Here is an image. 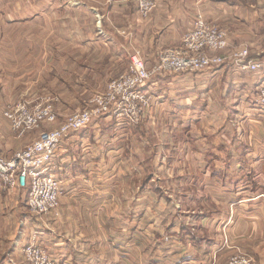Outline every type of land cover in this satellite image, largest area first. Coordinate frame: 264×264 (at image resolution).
Listing matches in <instances>:
<instances>
[{
	"label": "rangeland",
	"instance_id": "obj_1",
	"mask_svg": "<svg viewBox=\"0 0 264 264\" xmlns=\"http://www.w3.org/2000/svg\"><path fill=\"white\" fill-rule=\"evenodd\" d=\"M23 1L30 0L18 1L26 12ZM51 1L56 5L48 12L52 19L56 17V24L45 23L42 17L5 24L3 16H16L13 9H7L13 3L1 0L0 158L6 163L35 142L40 132L57 128L65 116L82 110L125 73L133 53L140 52L133 36L136 28L119 19L114 27L110 16L103 21L95 10L101 1ZM60 3H82L92 15L86 10L84 17L57 11ZM106 7H98L105 16ZM95 27L99 35L105 32L114 42L115 59L110 60L103 46L106 42L98 41ZM63 34L68 39L65 44L60 40ZM85 38L88 44L83 46ZM247 40L229 46L228 53L244 46L251 60L264 65V41ZM159 55L148 57L140 52L148 68ZM101 58L100 72L95 73V63ZM74 61L87 67L61 70V66L73 68L69 64ZM219 67L155 76L145 87L148 104L139 105L138 113L108 114L87 127L95 129V147L88 151L91 156L85 170L89 178L81 181L92 195L88 196L93 203L89 212L75 203L74 208L62 210L59 202L56 211L38 216L26 205L27 189L10 187L0 177V260L48 264L49 259L50 264H57L49 244L61 245L70 238L79 239L70 264L75 259L79 264H225L238 255L257 264L252 254L263 249L264 256V238L256 240L257 231H264V200L259 211L252 206L254 211L247 214V201L236 204L235 197L243 193L235 190L249 181L248 172L240 169V160L246 159L261 174L248 186L257 187L254 195L264 194V110L254 103L256 88L264 83V66L256 73L229 62ZM71 74L82 89L69 87L74 85ZM62 77L67 88L59 80ZM74 97L83 103L81 107L70 104L71 109L65 108L64 101ZM17 103L28 108L50 105L57 122L19 136L2 114L8 105ZM94 158L95 168L90 166ZM239 178L247 179L242 184ZM185 232L201 239L204 248L177 243ZM32 243L44 254L26 253ZM206 243L212 244L207 246L208 255Z\"/></svg>",
	"mask_w": 264,
	"mask_h": 264
},
{
	"label": "built area",
	"instance_id": "obj_2",
	"mask_svg": "<svg viewBox=\"0 0 264 264\" xmlns=\"http://www.w3.org/2000/svg\"><path fill=\"white\" fill-rule=\"evenodd\" d=\"M154 8L155 0H137L138 18L147 19ZM99 21L100 19L97 22ZM229 46L227 31L197 14L191 29L181 37L179 45L164 49L152 68H148L140 52L135 51L126 72L112 80L102 93L94 95L82 110L65 116L57 128L40 132L38 139L24 151L14 155L10 163L0 158L2 183L10 187L26 188V205L38 216L56 211L64 188L63 181L54 172L53 159L59 144L65 138L95 124V119L101 116L138 113L139 105L148 104L145 87L155 76L168 72H197L219 67L225 62L250 73H256L262 68L261 63L249 58L247 47L240 46L228 53ZM254 103L264 110V83L256 88ZM3 115L9 122L11 131L19 136L41 125H53L57 122V115L50 105L28 108L23 103H17L8 105ZM26 253L31 256L44 254L34 243L29 245ZM47 261L48 264L51 263L49 259ZM225 264L256 263L249 257L238 255Z\"/></svg>",
	"mask_w": 264,
	"mask_h": 264
},
{
	"label": "crops",
	"instance_id": "obj_3",
	"mask_svg": "<svg viewBox=\"0 0 264 264\" xmlns=\"http://www.w3.org/2000/svg\"><path fill=\"white\" fill-rule=\"evenodd\" d=\"M18 1L19 0L17 1L10 0V2L13 3V7H7V9L8 8L13 9L16 18L15 19L11 18V16L13 15L12 12H11L12 13L11 16L8 15L9 17L3 16L5 24H10L15 20L27 21L31 19L34 20L40 17L45 19V23H54V24L57 23L56 17L55 19H52L51 15L49 16L50 13L48 12L50 8H53L56 5L53 1L51 0H30L27 2L23 1L25 4L24 8L26 9V12L20 9L21 7H19ZM97 1H101V3H98ZM97 1L95 0V2L98 3L100 7H102V5H107L106 7L108 11L107 16H105L103 13L100 12L102 9L98 8L99 6L95 8V10L98 11V13H100V15L103 16V21L105 19H107L108 21L111 19V21H113L111 22V25L114 26L116 24L115 23L116 19H119V21L124 22V25L127 26L130 25L132 28H136V32L133 34L134 40L136 39L138 46L140 48V52L148 57H152L156 54L159 55L160 50L164 47L167 48L175 45L178 46L181 37L191 29L193 19L197 14H201L207 22L213 23L219 28L226 30L229 34L230 46L231 45L234 46L239 43H244L243 41H248L247 40L248 38L258 41L257 43H259V41L262 42L264 41V0H155V8L153 9L149 17L145 19V21L139 20L138 18L136 0H97ZM57 6H58L57 11L69 10L70 13L71 12L74 14L78 13L79 15H81V17H84V15H86L84 13V10H86L85 12L89 14V17L90 15H92L91 13L92 10L89 8V6L87 7L82 3H79L77 5L70 3L66 5L65 3H60V5ZM1 7H3V5H1V0H0V8ZM61 20H63L62 24L66 23L64 21V18ZM0 24H2L1 21ZM96 28L97 27H95V34H97L99 31L98 28L97 29ZM121 33H123V31ZM97 35L96 36L98 37V41L102 40L103 42L104 41L106 42V44H104L103 46L107 50V54L108 55L111 54L110 60L115 59L116 53L114 49L115 47L114 42L111 40V38H109L108 34L105 32H103L100 35L98 33ZM129 35H130L129 39H131V34ZM68 38L70 39V37ZM60 40L63 42V44L67 43L68 41V39L64 34L61 35ZM83 40L85 41L87 39L85 38ZM80 44L82 45V42H80ZM85 44H88L87 41L83 43V46ZM130 44H132V42H130ZM145 48L146 50H148V53H145L147 52L146 50H144ZM255 48L259 49L260 47L256 46ZM2 53L3 52L0 49V56ZM262 57H264V54ZM257 61L260 62V60ZM98 62L97 64L95 63V73L98 71L100 72V70H98L97 68L99 65H101L100 63L102 62V58L101 60H98ZM260 63L262 64V62ZM69 65L73 68H70L69 66L66 65L67 66L66 68L65 66H61V70L66 72L72 70L73 72H75L74 69L82 70V68L87 67L86 65L80 62L77 63V61L76 62L74 61L73 64H69ZM263 66L264 65L262 64V69ZM92 70L93 69H91V71ZM71 75H72L71 82L74 85L71 86L70 83L69 87H72L74 89L75 88L82 89L83 86L77 82V77L73 74ZM59 80L62 84L65 85V83L63 82L65 79L63 77ZM244 84L245 83H242L243 87H247V85ZM65 87L66 88L68 87L67 83ZM79 101H81V99ZM77 102L78 99L75 97L68 100L66 99L63 103V106L69 109L72 108L70 104L73 105L75 104V107H79L76 105H80L81 107V104L83 103H77ZM1 112H2V106L0 105V113ZM92 146L95 147L94 128H85L75 133H72L59 144L58 151L53 159V165L55 166L54 171L56 176L63 181L64 192H63V196H61L59 199L62 210L67 209L70 206L74 208L73 203H75V207L81 206L84 210H88V212L91 210L90 208L93 205V203L90 201L91 198L88 197L91 195V193H88L89 191L86 190L85 187H83L81 181L83 179L89 178L85 170L89 166L88 164L90 161L89 157L91 156L90 154L91 152L88 153V151L91 150L90 147ZM90 166H94L95 168V158L92 159V164H90ZM246 167L247 169L248 168L250 169V171L248 170V174H251L250 176L252 182L258 180L259 178L258 176H261V174L257 173L256 170L253 169V167H249L248 164H246ZM256 189L257 187L253 190L243 188L241 189V192L243 194H241L239 197H235L236 204H240L241 202L243 203V201H247L246 203L248 204L247 207L250 208V210L246 211L247 214H252L251 212H253L256 207L259 208L258 209L259 211L260 210L259 203H262L264 200V194L258 193L254 195V193H257ZM238 191H240L239 188ZM245 194H250V196H248L247 198ZM94 196L95 194H93V197ZM79 200H83V201L79 202ZM252 206H254L255 208H253ZM254 214L252 215L253 218L255 217L259 218L258 216H254ZM69 228L71 227L69 226ZM263 232L257 231L256 237L258 238L256 240L264 238ZM77 240L79 239L69 238L67 239V241L65 240V242L61 245H58L57 242H53L54 245L49 244L50 248L49 247L48 248L50 249L51 252L50 255L56 261L57 264H70L69 262H71L72 260L71 253L75 245L78 244ZM196 241L199 243L198 246L194 245V247H197L199 249L204 248V246H201L203 243L202 240L199 241L196 239ZM178 242L184 248L188 247L189 245H193L191 242H187L186 244H183L181 242L180 235H179V239H177V243ZM81 243H85V242H81ZM205 246L206 249H204V252L208 255L207 246L212 247V244L207 245L206 243ZM52 248H54V250H52ZM254 250L255 249L253 247V250H251V252ZM262 251L263 249L261 250L258 249L257 252L255 251L252 254L257 264H264V256H262L263 255ZM75 256L77 257V255ZM1 260H0V264H10V262H7L6 260L3 259ZM73 262L74 264H79L77 259L73 260ZM82 263L90 264V262H82ZM210 264H213V262Z\"/></svg>",
	"mask_w": 264,
	"mask_h": 264
},
{
	"label": "trees",
	"instance_id": "obj_4",
	"mask_svg": "<svg viewBox=\"0 0 264 264\" xmlns=\"http://www.w3.org/2000/svg\"><path fill=\"white\" fill-rule=\"evenodd\" d=\"M246 159H241L240 160V169L241 170H243L244 172H248V170H247V167H246V161H245ZM247 175L249 176V181L245 184V185H243V188H247V189H249V190H253V189H255L256 187H249L248 185L250 184V183H255V182H252V179H251V174H248L247 173ZM242 178H239V180H241ZM247 178H243L242 179V184H243V182L246 180ZM243 188H239L240 189V191H241V189H243ZM236 190H238V188H236ZM181 232V231H180ZM188 234H190V235H187V233L185 232L184 234H182V235H180V237H181V242L183 243V244H186V241L188 242V241H190L193 245H197L198 246V243L199 242H197L196 241V239L197 240H199V241H201V239H199L198 237H196L195 236V234L193 235V233H188Z\"/></svg>",
	"mask_w": 264,
	"mask_h": 264
}]
</instances>
